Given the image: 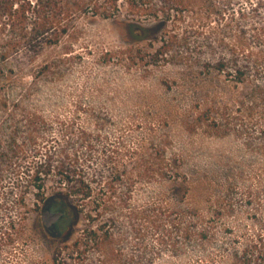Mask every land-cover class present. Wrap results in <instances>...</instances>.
Segmentation results:
<instances>
[{
  "label": "rangeland",
  "instance_id": "rangeland-1",
  "mask_svg": "<svg viewBox=\"0 0 264 264\" xmlns=\"http://www.w3.org/2000/svg\"><path fill=\"white\" fill-rule=\"evenodd\" d=\"M116 1L107 19L78 15L70 36L43 49L35 61H0V264H54L81 229L75 227L67 241L68 230L53 239L40 220L45 203L22 214L32 190L15 181L13 152L18 149L30 162L33 150L44 153L63 144V123L93 131L97 119L105 120L112 140L121 136L125 149L136 153L123 157L127 169L151 175L164 167L166 156L187 182L178 191L172 181L138 177L130 205L150 206L162 198L169 212L186 211L187 220L198 219V229H205L201 238L178 234L160 245L149 231L145 254L133 234L132 244H123L105 264H258L250 257L251 247L264 243V118L257 103L185 54L157 63L150 53L151 44L157 47L172 30L229 39L225 23L235 0H189L181 6L192 16L164 24L152 12L134 14L126 0ZM71 44L74 55L57 63ZM31 131L34 143L27 139ZM143 153L147 157L140 159ZM48 187L47 199L55 195ZM57 201L69 227L70 205ZM101 258L82 254L79 264H99Z\"/></svg>",
  "mask_w": 264,
  "mask_h": 264
},
{
  "label": "trees",
  "instance_id": "trees-1",
  "mask_svg": "<svg viewBox=\"0 0 264 264\" xmlns=\"http://www.w3.org/2000/svg\"><path fill=\"white\" fill-rule=\"evenodd\" d=\"M188 1L126 0V5L134 14L152 12L156 21L164 24L186 13L192 16V11L181 6ZM116 3V0H0V61H35L43 49L55 47L70 36L78 15L91 13L93 17L107 19ZM230 10L225 23L232 33L229 39H219L214 34L194 37L198 30L192 29L184 33L172 30L157 41V47L151 44V57L157 63L160 60L169 63L185 54V60L206 74L223 77L228 84L245 91L257 103L258 117L264 118V0H235ZM73 47V44L67 47L57 63L71 58ZM48 67L46 64L42 69ZM97 120L93 131L63 123L60 131L63 144L56 148L51 145L44 153L33 150L30 162L18 149L11 156L15 181L25 190H32L23 215L32 206L47 201L49 184L53 185L50 194L60 196L75 211L65 240L71 237L75 227L80 226V233L74 241H68L63 259L59 257L61 251L54 264L58 260L79 264V256L86 253L99 254L102 258L97 262L105 264L123 244H132L133 234L139 235L136 243L145 254L149 231L157 233L159 245L178 234L183 239L204 236L205 229L196 225L198 219L187 220L186 211L172 214L162 198L150 206L130 205L138 177L172 181L178 191L185 189L187 182L180 172L173 170L175 163L166 156H162L164 167L156 172L151 170V175L141 169L137 172L127 169L123 157L136 153L125 149L121 136L112 140L106 133L105 120ZM35 137L31 131L27 139L34 143ZM139 156L147 157L145 153ZM250 257L264 264L261 240L251 247ZM247 262L250 264L251 260Z\"/></svg>",
  "mask_w": 264,
  "mask_h": 264
},
{
  "label": "flooded vegetation",
  "instance_id": "flooded-vegetation-1",
  "mask_svg": "<svg viewBox=\"0 0 264 264\" xmlns=\"http://www.w3.org/2000/svg\"><path fill=\"white\" fill-rule=\"evenodd\" d=\"M49 205L51 206V208H48ZM44 208L49 209V211L51 212H57V211L64 212L63 217L60 218L58 222L52 224L49 228L43 227L45 233L51 236L53 239L59 238L61 236V233L63 231L65 232L69 228L67 227L68 214L66 210H64V205L58 203L57 199H51L45 202L43 209Z\"/></svg>",
  "mask_w": 264,
  "mask_h": 264
},
{
  "label": "water",
  "instance_id": "water-1",
  "mask_svg": "<svg viewBox=\"0 0 264 264\" xmlns=\"http://www.w3.org/2000/svg\"><path fill=\"white\" fill-rule=\"evenodd\" d=\"M51 199H61V197L58 195H51L48 197L47 201L51 200ZM67 207L71 210L72 215H73V219H75L74 210L68 205H67ZM63 215H64V212H62V211L51 212V211H49V209L44 208L40 214L41 224L43 227L49 228L52 224L58 222L59 219L63 217Z\"/></svg>",
  "mask_w": 264,
  "mask_h": 264
}]
</instances>
